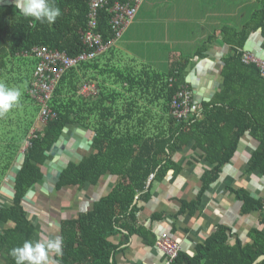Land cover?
Segmentation results:
<instances>
[{
	"label": "crops",
	"instance_id": "1",
	"mask_svg": "<svg viewBox=\"0 0 264 264\" xmlns=\"http://www.w3.org/2000/svg\"><path fill=\"white\" fill-rule=\"evenodd\" d=\"M14 5L15 0H0V57L4 59H0V82L17 88L13 81L20 78L22 71L23 76L27 74L22 84L25 91L28 80L33 79L37 60L27 55L14 56L9 44H4L6 39L9 41L6 32L22 17ZM261 9L260 0H146L120 41L96 60L86 63L87 66L81 65L65 74L69 77L64 91L65 102H71L72 97L74 101L66 106L75 109V101L81 99L78 100V125H69L63 131L70 136L66 151L77 158L72 162L71 157L64 154L47 160L58 163L68 159L69 166L79 165L96 153L93 149L96 134L107 139L168 137L171 116L167 112V80L180 71L179 87L192 92V119L197 117L209 125L204 105L216 100L212 107L225 108L227 115L235 109L251 110V116H257L259 124L264 126V76L246 66L239 70L234 65L226 67L228 62H234L240 50L264 59V27H261V18L254 19ZM2 48H6L4 53ZM70 73L76 74L71 81ZM84 82L94 83L97 93L89 98L82 97L80 88ZM75 85L78 92L73 94ZM17 106L12 110L15 116ZM91 110L95 112L90 114ZM38 116L30 134L43 132L46 126ZM0 119L5 120L0 127L6 128L9 118L5 115ZM219 126L224 127V121ZM26 139L12 169L8 173L0 171V201L6 204L12 203L9 190L13 187L9 179L21 154L25 153ZM194 144L193 139L179 148L171 156L173 165L167 170L159 171L160 166L149 175L145 189L137 193L133 203L137 222L129 228L126 222H121L108 238V242L117 247L112 252L110 264L166 263L164 254L156 248L158 236L163 233H169L180 242L181 252L194 257L198 254L197 247L220 227L230 231L228 244L231 247L238 243L252 244V230L264 232L262 213L244 214V203L238 197L249 192L255 199H264V177L249 172V161L259 141L249 132L245 134L232 160L207 190H204V177L215 166L206 160L204 150L195 148ZM4 153L5 147L0 144V155ZM146 153L137 151L132 158L140 155L147 158ZM137 165L133 175L144 174L148 165L143 163L142 168ZM42 173L43 177L48 174L45 163ZM152 175L154 178L150 180ZM122 178L108 172L97 185L87 182L82 189L69 185L61 191L57 186L50 190L42 178L33 185L24 203L28 218L37 229L34 241L62 237L65 221L90 211L96 202L124 182ZM202 190L204 193L193 214L189 211L183 214L186 203L198 201ZM14 226L12 222L0 223V232ZM7 253L5 249L0 251V264H8ZM58 259L53 257V260Z\"/></svg>",
	"mask_w": 264,
	"mask_h": 264
},
{
	"label": "trees",
	"instance_id": "2",
	"mask_svg": "<svg viewBox=\"0 0 264 264\" xmlns=\"http://www.w3.org/2000/svg\"><path fill=\"white\" fill-rule=\"evenodd\" d=\"M260 1L262 9L256 12L254 19L261 18V27H264V0ZM55 4L61 9L62 15L54 24H41L23 16L12 24L11 29L6 32L10 43L7 39L4 42L5 45L9 44L12 55H30L36 46L65 51L70 56H76L84 50L82 37L88 23L87 0H55ZM110 20L111 13L108 8L103 9L100 13L99 30L106 42L113 38ZM1 50L4 53L6 48ZM0 59L4 60L1 57ZM243 64L238 54L234 62H228L226 67L234 65L236 70H239L242 66H246L260 73L255 65ZM87 65L85 63L82 66ZM19 76L20 78L14 80L13 83L16 82L19 90L21 87L22 95L19 101L21 105L16 108V116L12 111L14 108L6 114L9 118L6 128L11 129L10 132L0 130V135L4 134L1 136L3 138L0 139V144L5 147L4 155H0L1 173L4 170L8 173L12 169L21 144L29 137L30 130L40 113V106L29 94L32 78L28 80L29 84L24 91L22 84L27 74L23 76V72L20 71ZM75 76V73H70V81ZM181 77L182 71L173 74V79L167 80V112L171 116L168 137L149 140L124 137L107 139L96 134L93 144L96 153L84 159L79 165L70 164L69 168L63 172L57 185L58 191L69 185L82 189L87 182L97 185L108 172L115 176L120 175L124 178V182H120L108 196L96 202L90 211L80 214L77 219L63 223V255L58 259L60 264H110L112 252L117 247L110 244L108 238L116 232L117 225L121 222H126L128 228L130 224L134 225L137 222L136 207L133 208L135 196L145 189L151 173L160 166H162L159 170L161 172L172 166L171 156L193 139L195 140L194 147L204 150L206 160L215 166L204 177V190H207L220 177L221 169L232 160L238 150L240 139L248 132L259 141V146L249 161V172L259 173L264 177V126L259 124V118L257 116L253 118L251 110L247 112L235 109L233 113L229 112L231 115H227L225 108L212 107L215 105L216 100H214L204 105V114L210 122L209 125L207 122L197 120V117L189 123L178 122L171 115V102L175 93L181 89L179 87ZM68 79L66 75L62 78L51 102V108L57 113L56 119L50 121L43 132L35 131L36 137L31 139V145L25 151L23 161L20 160V171L14 174L16 185L12 191L10 190L12 203L6 204L0 201L3 202L0 208V223L15 224L13 228L6 227L7 229L0 232V251L7 250L8 264H15L14 259L9 255L13 247L22 246L26 240L34 241L36 237L37 229L29 220L24 203L33 185L43 178L42 167L48 159L46 153L59 140L67 126L79 123L78 100L81 101V99L75 101V109L66 106L67 103L74 104L73 97L71 102H65L64 91H66V84L69 85ZM8 82L12 83V80ZM228 87L229 84L226 83V88ZM76 91L78 92L77 85L73 86L72 93ZM93 112L95 110H91L90 114ZM0 121L5 120L0 119ZM221 121H224V127L219 126ZM133 146H138V148ZM137 151L147 152V158H142L143 155H140L133 159ZM219 152L222 153L219 154ZM143 163L148 165L145 173L133 175L138 167L137 164L142 168ZM1 173L0 179L2 178ZM140 176H142L141 180ZM128 180L129 183H127ZM203 193L202 190L198 201L186 203L182 213L189 211L193 214ZM238 197L244 203L243 213L261 212V223L264 224V199H255L249 192ZM251 236L252 244L243 246L238 243L231 247L228 244L230 231L220 227L205 243L197 247L196 256L191 257L180 252L173 264H253L264 255V232L252 230ZM260 264H264V261Z\"/></svg>",
	"mask_w": 264,
	"mask_h": 264
},
{
	"label": "built area",
	"instance_id": "3",
	"mask_svg": "<svg viewBox=\"0 0 264 264\" xmlns=\"http://www.w3.org/2000/svg\"><path fill=\"white\" fill-rule=\"evenodd\" d=\"M87 2L89 7L88 23L82 37L85 48L80 54L70 56L65 51L51 49L46 46H36L32 49L30 55L26 54L37 60L29 94L40 106L38 118L45 125L57 117V113L51 108V102L56 87L64 75L73 68L96 60L116 42L120 41L134 22L145 0H87ZM105 8H108L111 13L110 25L113 31V38L107 42L99 30L100 13ZM239 55L244 64L255 65L264 76V59L248 51L240 50ZM96 93L97 87L94 83L84 82L80 88V94L84 97H91ZM171 115L178 122L189 123L192 120L193 96L190 90L181 88L175 93L171 102ZM34 137H36L35 132H31L25 142L26 147L23 152L31 145V139ZM153 178L152 175L150 179ZM1 207L2 204L0 203ZM156 248L164 254L165 264H173L182 251L180 242L175 240L169 233L158 236Z\"/></svg>",
	"mask_w": 264,
	"mask_h": 264
},
{
	"label": "clouds",
	"instance_id": "4",
	"mask_svg": "<svg viewBox=\"0 0 264 264\" xmlns=\"http://www.w3.org/2000/svg\"><path fill=\"white\" fill-rule=\"evenodd\" d=\"M15 9L25 18L41 24H54L62 15L55 0H15ZM21 91L0 82V118L19 104ZM9 255L15 264H59L53 257L63 255V239L59 235L38 241L26 240L22 246L13 247ZM190 255H195L191 253Z\"/></svg>",
	"mask_w": 264,
	"mask_h": 264
},
{
	"label": "water",
	"instance_id": "5",
	"mask_svg": "<svg viewBox=\"0 0 264 264\" xmlns=\"http://www.w3.org/2000/svg\"><path fill=\"white\" fill-rule=\"evenodd\" d=\"M70 136L66 135V132L62 133L61 137L59 138V140L53 145V147L46 153L47 157H62V155H67L69 157H71V161L75 162L76 157H73L69 152L66 151V144L69 141ZM84 143L86 144L87 142L84 141ZM90 144H92V142H90ZM22 156H20L18 162V166L14 167L12 172L14 174H17L20 171V162L23 161L24 159V154H21ZM21 160V161H20ZM68 162L69 160L67 159L66 161H64L63 159L61 160V162L58 163H52L50 160H46L45 162V166L48 168V174L43 177V180L45 182L48 183L50 190L56 188L57 184L60 182L61 180V176L63 174V172L68 168ZM13 175L10 176V183H12V187L14 188L16 185V177ZM32 189L33 187L30 189V192L28 193L27 197L25 198V201H28V196H30V194L32 193ZM264 261V255L259 257L253 264H260L261 262Z\"/></svg>",
	"mask_w": 264,
	"mask_h": 264
},
{
	"label": "rangeland",
	"instance_id": "6",
	"mask_svg": "<svg viewBox=\"0 0 264 264\" xmlns=\"http://www.w3.org/2000/svg\"><path fill=\"white\" fill-rule=\"evenodd\" d=\"M0 124H1V121H0ZM2 129V131H6V132H10L11 129H8V128H3V127H0V130ZM14 130V129H12ZM26 147V144L24 146V148ZM9 193H10V190H9Z\"/></svg>",
	"mask_w": 264,
	"mask_h": 264
},
{
	"label": "bare ground",
	"instance_id": "7",
	"mask_svg": "<svg viewBox=\"0 0 264 264\" xmlns=\"http://www.w3.org/2000/svg\"><path fill=\"white\" fill-rule=\"evenodd\" d=\"M151 180V179H150ZM183 250V249H182ZM165 258V257H164ZM165 260V259H164ZM165 264V263H164Z\"/></svg>",
	"mask_w": 264,
	"mask_h": 264
}]
</instances>
